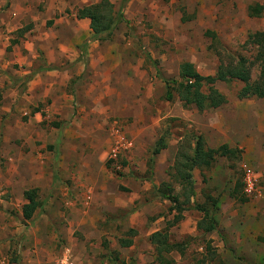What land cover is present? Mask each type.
<instances>
[{
  "label": "crops",
  "instance_id": "crops-1",
  "mask_svg": "<svg viewBox=\"0 0 264 264\" xmlns=\"http://www.w3.org/2000/svg\"><path fill=\"white\" fill-rule=\"evenodd\" d=\"M98 1L0 0V143L3 145L0 158L4 159V169H0V193L5 195L0 199V264H58L64 258L71 264L155 262L154 247L148 239L164 227L146 232L137 228L144 223L132 209L138 198V181L133 177L120 178L119 172L115 176L108 169H99L95 156H101L102 148L107 156L113 140L110 131L118 129L130 141L131 148L120 152L117 158L125 157L126 162L135 164L138 169L149 168L157 173L156 169L163 166V161L164 166L167 164L166 159L172 165L177 142L168 141L158 154L151 156L150 151L140 159L146 152L143 149L145 141L141 139L144 128L132 131V125L124 119L133 116L131 110L123 108L121 118L108 126L105 138L100 133L102 117L98 124L94 119L80 118L82 113L92 116V110L97 106L103 110L106 101L111 106L117 103L111 96L120 91L119 88L124 89L119 87L117 78L125 59L130 94L139 92L137 80L139 84H145L144 96L138 99L139 108L142 104L150 105L155 98L151 97L155 78L148 83L147 75L138 70V61L133 63L128 54L120 52V38L108 42L111 35L110 40H98L90 31L89 20L75 17L77 9ZM107 1L112 5L116 20L117 6L122 1ZM136 2L138 0L123 3L122 18L127 20L134 11L138 14L145 11L146 6L142 4L133 8ZM24 27L28 28L21 30ZM162 90L164 95V85ZM36 106L39 110L29 113L25 123L22 122L20 113L25 114ZM240 106L228 105L225 99L222 105L212 109L197 110L190 106L196 120L189 119L188 112L181 109L178 117L190 120L198 131L196 136L204 142L199 130L203 131L200 121L203 112L206 113L204 120L213 123L211 129L216 133L213 138L210 132L207 133L210 142L216 141V144L204 142L207 148L220 145L237 151L242 148L245 156L259 149L260 172L251 169L257 176L258 185L264 181V134L260 138L242 135L244 130L250 129L244 125L240 129L241 135L235 136V124L241 119V113L243 118L250 120L256 105L240 103ZM263 110L264 107L260 118L264 121ZM158 119L157 116L149 117L148 126L153 128ZM155 140L152 138L148 142L151 149ZM129 153L130 156H126ZM134 155L140 160L134 162ZM198 171H191L192 180L198 179L195 174ZM120 185L125 188L122 189L124 192H119ZM234 187L228 192L229 200L234 199L230 197ZM257 188V195L248 199L260 202L263 193L260 187ZM28 189L37 190L40 206L30 219L22 220L20 209L26 203L22 194ZM223 200H217V209L219 203L226 204ZM249 204L258 207L256 212L260 207L264 208V202L244 203L246 207ZM261 213L264 214V210ZM252 214H246L243 221L232 214L215 215L218 234L215 228L205 235L212 241L218 264H264V215L256 221ZM232 216L235 219H231ZM231 220L236 225L230 230L226 222L231 223ZM180 226L177 236L197 234L183 230V223ZM169 242L177 243L178 240ZM10 247L15 250L11 254L15 258L12 261L8 260ZM168 258L173 264H181L173 252Z\"/></svg>",
  "mask_w": 264,
  "mask_h": 264
},
{
  "label": "rangeland",
  "instance_id": "rangeland-1",
  "mask_svg": "<svg viewBox=\"0 0 264 264\" xmlns=\"http://www.w3.org/2000/svg\"><path fill=\"white\" fill-rule=\"evenodd\" d=\"M256 3L263 5V10L258 17H249L246 8ZM125 4L120 3L117 6L120 20L113 27L112 38L108 42H115L112 39L120 38V52L128 54L132 58L131 61H134L133 63L138 61V70L143 72L144 76L147 75L148 83H152V79L155 78L156 84H152L155 88L151 92V97L155 98H152L150 105L142 104L141 109L139 108L138 99L144 96L145 84L142 82L139 84L137 80L136 83L138 84L136 85L139 88V92L136 93L135 91L134 94H130V76L128 73L125 74L124 67L125 64H128L125 59L121 63V71H118L120 77L117 78L119 87L124 89L119 88L120 91L118 90L111 96L117 99V103L111 106L106 101L107 105L104 103L103 110H101L100 106H97L93 108L92 116L82 113L80 118L94 119L98 124L102 117L103 126L100 133L105 138L110 123L117 118H121L119 116H121L123 108H128L133 113V116L125 117L124 119L128 120V125H132V131L135 132L142 126L144 128L141 133V139L145 141L143 149L146 152L140 156L141 158L139 157L142 159L151 151V147L148 145L150 139H157L161 133H166V142H179L180 140L183 142L185 139L189 140V138L198 134L197 129L194 128V124L190 120L186 121L178 117V112L181 109L188 112L189 119L196 120V115L193 113L194 109L182 107L175 97L169 102L165 101L162 97L163 90L161 91V87H163L162 81L176 79L177 65L183 61L192 63L196 71L201 75H211L217 65L218 57L230 55L233 57L243 56L250 59L251 53L253 54L252 49L250 48V50L243 44L248 34L253 32L264 33V0H138V3L136 2L133 8L142 4L146 6L145 11L142 14L134 11V14L127 20L122 18L121 14ZM256 75L257 70L251 68V80L255 79ZM241 85L239 82H231L229 84L216 82L214 87L224 95L228 105L239 104L240 106V103L256 105L253 106V116L250 120L243 118L244 114L241 113V119L236 121L237 132L234 134L235 136H240V129L246 125L250 129L244 130L245 133L242 135L250 134L254 138H260L264 134V121L260 118L261 109L264 107V98L247 97L238 99L236 94ZM39 108V106L31 107L25 114L20 113V120L25 123L29 113L39 110ZM205 114L203 112L202 120L200 121V127L203 128V131L199 130V132L202 133L201 135L205 139L204 142H210L207 133L210 132L211 138L216 137V133L214 134L211 129L213 123L211 121L208 123L204 120ZM154 116L159 119L152 128L148 126V122L149 117L154 118ZM210 143L216 144V141ZM2 147L3 145L0 143V149ZM105 153V149L102 148L101 156H95L96 167L108 169L115 176L116 172H119L120 178L128 179L133 177L135 181H138V198L134 200L132 209L136 210L137 217L144 220V223L137 227L139 231L146 232L150 231L151 228L162 229L165 222L171 220L174 212L169 210L171 206L166 200L160 199L156 195L155 187L159 186L161 181L169 182L164 172L170 169L171 163L169 164L168 159H166L167 164L164 166L163 161V166L160 169H156L157 173H154L149 168H147L148 170L138 169L135 164L126 162L125 157H118L114 161L108 160ZM130 154H126V156H130ZM132 158L134 162L140 160L135 155ZM147 158H145L146 161ZM162 159L164 160V158ZM260 161L261 153L259 149L254 154L245 156L241 148L234 157H216L208 170L195 172L198 179H193L194 195L190 198L187 210L182 212L181 220L170 228L171 233H169L171 242L177 239V243L183 244L181 254L173 251V255L179 258L178 262L181 264H218L217 254L211 244L212 241L208 240L205 234L195 231V229L192 230L195 228L196 221L201 217V214L194 210L193 204H203L206 196L216 198L218 201L220 198H224L226 201V204L223 205L219 203V209L215 211L216 216L218 214L219 216L232 214L240 221H243L246 214L253 213L257 221L264 215L261 213L264 210L263 207H260V210L256 212V208H258L256 205L249 204L248 207L244 205V203L255 204L264 202L263 180L257 185L263 193V200L260 202L253 198H245V202H242L240 199L243 200L244 197L239 187L236 189L234 199L229 200L227 196L228 192L236 184H240L242 169L246 167L259 173L261 169ZM3 162L4 159L0 158V169H4ZM261 177L263 176L261 175ZM173 186L174 191L177 192L178 187ZM119 187L121 189L119 192H124L125 188L121 185ZM3 196H5L4 193H0V199H3ZM13 216L14 214L11 213V217ZM235 216L230 218L235 219ZM182 223L184 224L183 230H191L192 233L197 232V234H188L189 236L180 234V236H177L176 233ZM226 223L230 230L234 229L233 227L236 225L232 220L231 223L228 221ZM217 230L216 228L215 231L218 234ZM124 237L127 238L128 235H124ZM206 241H209L207 242L208 248H206ZM12 245L14 246V244ZM14 251L13 247H10L9 261L15 259L11 255ZM129 259H131V256H129ZM145 264L157 263L152 261L145 262Z\"/></svg>",
  "mask_w": 264,
  "mask_h": 264
},
{
  "label": "trees",
  "instance_id": "trees-1",
  "mask_svg": "<svg viewBox=\"0 0 264 264\" xmlns=\"http://www.w3.org/2000/svg\"><path fill=\"white\" fill-rule=\"evenodd\" d=\"M122 4L126 0H121ZM263 10V5L253 4L246 8L249 17H258ZM77 19L87 18L92 35L98 40H110L111 32L116 23L120 20V14L117 19L113 15L112 5L107 0H100L97 3L77 9L75 12ZM50 24V22H47ZM24 27L21 30H25ZM244 46L252 49L250 59L243 56H222L217 58L212 75H200L194 66L186 61L180 62L177 67L176 79L163 80L165 101H171L175 97L182 107L193 106L197 110L212 109L219 107L225 102L224 96L214 87L216 82L229 84L231 82L241 83L236 97L238 99L254 97L264 98V33L253 32L247 35ZM250 49V50H251ZM255 68L257 75L251 80L250 70ZM166 133H161L155 140L150 155L154 156L166 146ZM177 142L176 152L173 163L166 172L169 182H163L155 187L156 195L170 204V211L173 215L170 221H166L162 231L152 233L149 236V242L154 247V261L157 264H173L168 258L170 252L175 251L181 254L182 243H170L167 231L182 218V212L187 210L190 198L193 197V180L191 171L193 169L208 170L216 157L231 158L238 151L237 149H228L226 145H220L214 149L207 148L200 136H193L189 140L185 139L182 143ZM174 184L178 191H174ZM241 188V183L236 184V189ZM26 203L21 206L22 220H28L34 210L38 208L37 190L28 189L22 194ZM244 197V195L242 194ZM242 202L244 199H240ZM194 210L201 214L200 219L196 221L195 229L203 234L212 232L216 228L215 211L217 209V200L211 196L205 197V202L201 205L193 204ZM209 241H206L208 248ZM125 246L126 243H123Z\"/></svg>",
  "mask_w": 264,
  "mask_h": 264
},
{
  "label": "built area",
  "instance_id": "built-area-1",
  "mask_svg": "<svg viewBox=\"0 0 264 264\" xmlns=\"http://www.w3.org/2000/svg\"><path fill=\"white\" fill-rule=\"evenodd\" d=\"M110 134L113 138L111 147L107 153V159L114 161L120 152L131 148L130 141L126 140L118 129H111ZM243 168V167H242ZM257 176L249 168L244 167L241 175V192L245 198L255 197L257 195ZM58 264H71L64 258Z\"/></svg>",
  "mask_w": 264,
  "mask_h": 264
}]
</instances>
